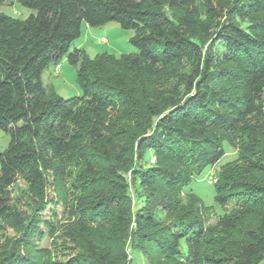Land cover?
Masks as SVG:
<instances>
[{
  "label": "trees",
  "instance_id": "trees-1",
  "mask_svg": "<svg viewBox=\"0 0 264 264\" xmlns=\"http://www.w3.org/2000/svg\"><path fill=\"white\" fill-rule=\"evenodd\" d=\"M9 2L35 13L6 15ZM110 23L137 52L72 49ZM64 58L82 91L69 99L42 81ZM0 131V221L17 231L0 264H261L264 0H0ZM226 144L236 157L213 187L229 211L210 224L191 186ZM50 205L70 222L46 233Z\"/></svg>",
  "mask_w": 264,
  "mask_h": 264
},
{
  "label": "rangeland",
  "instance_id": "rangeland-1",
  "mask_svg": "<svg viewBox=\"0 0 264 264\" xmlns=\"http://www.w3.org/2000/svg\"><path fill=\"white\" fill-rule=\"evenodd\" d=\"M2 12L9 16H14L17 18H27L35 12L24 8L17 2L6 3L2 7ZM16 12V14H15ZM133 36L132 31H127L122 29L116 23L107 24L104 27L91 28L84 26L82 29V37L74 43V47L83 48L87 55L91 58H94L96 55L101 53H110L115 56H120L124 53H134L137 50L130 44V39ZM104 37L106 39L105 43L99 41L100 38ZM59 65L61 66V71L59 73L54 72L55 64H51L43 73L42 81L44 86L51 92L58 94L59 96L69 99L72 97L80 96L82 91L77 83V73L76 67L68 63L67 58H64ZM10 137L9 135L0 131V154L3 153L9 145ZM226 148L230 147L226 144ZM236 153L233 149L229 150V153L224 157L218 165L215 167V170H207L203 175H201L191 186V191L199 195L204 202L212 206V214L210 216L209 223L215 224L218 221L219 216L223 215L225 210L228 212L229 209H223L214 204V187L207 183L208 176L211 174H216L217 169H219L225 163L235 159ZM13 204L15 206V211L17 215L23 218V220H28L32 216L30 200L25 195H20L19 191L14 189L12 191ZM183 198H186V194H182ZM44 224H41L42 231L47 233L46 224L61 223V225H66L70 222L68 221V216L63 210L62 206H53L50 205L46 208L42 214ZM16 229L10 226V222L0 221V251L8 246L9 241L16 237ZM60 235V234H59ZM61 237L63 232L61 231ZM52 239L46 235L44 241L39 242L42 247H49L52 243ZM62 242V239L59 240V243ZM128 242L126 245V252H128ZM61 250V248H60ZM137 258V264H147V260L142 254H139ZM264 264V261L261 263Z\"/></svg>",
  "mask_w": 264,
  "mask_h": 264
},
{
  "label": "built area",
  "instance_id": "built-area-1",
  "mask_svg": "<svg viewBox=\"0 0 264 264\" xmlns=\"http://www.w3.org/2000/svg\"><path fill=\"white\" fill-rule=\"evenodd\" d=\"M99 41L101 43H105L106 42V39L104 37H102V38L99 39ZM60 71H61V66L60 65H57L55 67V69H54L55 74L56 73H59ZM217 181H218V178H217V176L215 174H211V175L208 176L207 183L209 185H214V184L217 183Z\"/></svg>",
  "mask_w": 264,
  "mask_h": 264
},
{
  "label": "crops",
  "instance_id": "crops-1",
  "mask_svg": "<svg viewBox=\"0 0 264 264\" xmlns=\"http://www.w3.org/2000/svg\"><path fill=\"white\" fill-rule=\"evenodd\" d=\"M87 27V26H86ZM83 49V48H82Z\"/></svg>",
  "mask_w": 264,
  "mask_h": 264
}]
</instances>
